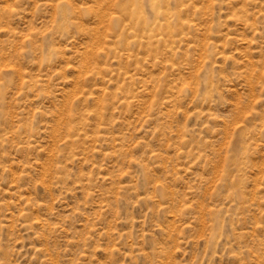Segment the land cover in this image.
<instances>
[{"label": "rangeland", "instance_id": "obj_1", "mask_svg": "<svg viewBox=\"0 0 264 264\" xmlns=\"http://www.w3.org/2000/svg\"><path fill=\"white\" fill-rule=\"evenodd\" d=\"M0 264H264V0H0Z\"/></svg>", "mask_w": 264, "mask_h": 264}, {"label": "bare ground", "instance_id": "obj_2", "mask_svg": "<svg viewBox=\"0 0 264 264\" xmlns=\"http://www.w3.org/2000/svg\"><path fill=\"white\" fill-rule=\"evenodd\" d=\"M153 9H154V6H153ZM158 13V12H157Z\"/></svg>", "mask_w": 264, "mask_h": 264}]
</instances>
